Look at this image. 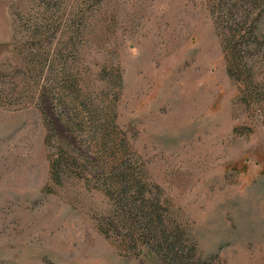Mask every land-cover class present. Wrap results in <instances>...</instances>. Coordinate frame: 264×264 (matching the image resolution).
<instances>
[{
    "label": "rangeland",
    "instance_id": "374dc122",
    "mask_svg": "<svg viewBox=\"0 0 264 264\" xmlns=\"http://www.w3.org/2000/svg\"><path fill=\"white\" fill-rule=\"evenodd\" d=\"M224 2L0 0V264H264V32Z\"/></svg>",
    "mask_w": 264,
    "mask_h": 264
},
{
    "label": "trees",
    "instance_id": "16d2710c",
    "mask_svg": "<svg viewBox=\"0 0 264 264\" xmlns=\"http://www.w3.org/2000/svg\"><path fill=\"white\" fill-rule=\"evenodd\" d=\"M222 7H224L222 9H224L226 15H228L231 20H233L232 18L236 11L238 13L236 17L238 20L237 23L240 25L249 19L251 13H255L253 17V20L255 21L253 23L257 22V24L253 25L251 19V24L246 30V35L252 38V45L253 43H258L260 41V38L262 37L260 36L261 31L264 32V0H225V2L222 4ZM57 162L58 159L54 161V164ZM121 172L122 176L120 174L119 177H123L124 181H130L127 179V176L124 174L123 170ZM135 183L136 180H134L132 185Z\"/></svg>",
    "mask_w": 264,
    "mask_h": 264
}]
</instances>
